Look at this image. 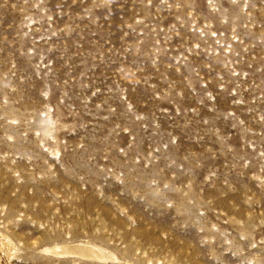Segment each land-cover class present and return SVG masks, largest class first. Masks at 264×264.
Here are the masks:
<instances>
[{"label": "rangeland", "instance_id": "374dc122", "mask_svg": "<svg viewBox=\"0 0 264 264\" xmlns=\"http://www.w3.org/2000/svg\"><path fill=\"white\" fill-rule=\"evenodd\" d=\"M0 232L264 264V0H0Z\"/></svg>", "mask_w": 264, "mask_h": 264}, {"label": "bare ground", "instance_id": "6f19581e", "mask_svg": "<svg viewBox=\"0 0 264 264\" xmlns=\"http://www.w3.org/2000/svg\"><path fill=\"white\" fill-rule=\"evenodd\" d=\"M4 237L6 239L8 238L6 235ZM7 243H8L7 240H2L0 242V252L4 253V251L6 250V246H8ZM47 250L53 253H56V254H60V255L61 254H64V255L78 254L83 257L95 258L98 260L118 259V257L113 255L108 249H106L105 247L99 244L93 243V242H79L73 245L56 244L51 247H48ZM125 264H133V263L125 261Z\"/></svg>", "mask_w": 264, "mask_h": 264}]
</instances>
